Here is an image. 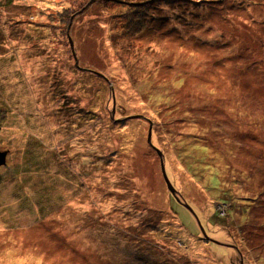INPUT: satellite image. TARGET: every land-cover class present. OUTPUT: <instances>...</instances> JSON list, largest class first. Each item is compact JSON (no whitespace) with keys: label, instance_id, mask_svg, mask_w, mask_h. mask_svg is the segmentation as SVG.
Listing matches in <instances>:
<instances>
[{"label":"rangeland","instance_id":"1","mask_svg":"<svg viewBox=\"0 0 264 264\" xmlns=\"http://www.w3.org/2000/svg\"><path fill=\"white\" fill-rule=\"evenodd\" d=\"M6 149L0 264H264V0H0Z\"/></svg>","mask_w":264,"mask_h":264},{"label":"trees","instance_id":"2","mask_svg":"<svg viewBox=\"0 0 264 264\" xmlns=\"http://www.w3.org/2000/svg\"><path fill=\"white\" fill-rule=\"evenodd\" d=\"M34 25H32V27H33ZM35 27V26H34ZM33 29V28H32ZM39 30H41V29H39ZM73 55H74V58L75 59H77L78 60V58L76 57V52L74 51L73 52ZM76 60V61H77ZM100 75H102L101 73H100ZM205 147H207L208 148V146L207 145H205L204 146V149L202 148L201 150H205L206 148ZM184 149H187V148H184ZM210 150V149H209ZM201 153V152H200ZM202 154V153H201ZM198 155V156H196V159H195V161H197V170H205V171H208V168H206L205 167V164L204 163H207V162H209L207 159H206V157H208V156H202V155ZM210 159H211V162H212V158H211V156H210ZM211 162H210V164H211ZM212 164H214V162H212ZM219 171V172H218ZM213 176H211V177H208L209 178V180L211 181V183H209L208 184V188L209 189H211L212 191L213 190H216V191H218L219 193H218V201H219V205H224V206H228L229 207V212H231L232 214L233 213H235V212H240L242 215H244V216H247L248 214H247V212H248V209H245L244 207H243V205H245V206H247V204L248 203H244L243 201H241L240 199V197L237 195V191H239V190H237V188H233V186L230 184V186L227 184V180H224V178L222 177V174H221V171L220 170H218ZM168 174V173H167ZM195 174V173H194ZM196 175H198V174H196ZM206 177V176H205ZM173 195V194H172ZM173 197L174 198H176L174 195H173ZM181 198V197H180ZM257 198H258V195H254V199H255V201H257ZM183 201H184V198H181ZM177 200V199H176ZM246 200V199H245ZM250 200V196H248V201ZM174 201V200H173ZM247 201V200H246ZM185 202V201H184ZM175 205V208H177V210L179 211V209H178V206H181V205H183V204H181L178 200H177V202H175V203H173V206ZM249 205V204H248ZM184 206V205H183ZM185 207V206H184ZM217 210H218V212H216V214L217 215H219L221 212L220 211H222V210H219L218 208H216ZM180 217H181V219L180 220H182L183 218H182V216H181V213H180ZM225 216H223L222 218H224ZM225 219H226V217H225ZM248 219H250V220H252V217L250 216V215H248ZM253 227H256L255 226V224H253ZM257 230H258V224H257ZM206 235V234H205ZM243 240H244V244H246V239H244L243 238ZM216 241H220V240H217L216 239ZM220 242H227V241H220ZM247 242L249 243L247 246H250V247H252L251 246V244H252V242H251V240L249 241V240H247ZM243 243V242H242ZM228 246V245H227ZM254 247H256L255 245H253ZM253 248V247H252ZM238 250V252L240 253V254H242L241 253V251L239 250V249H237Z\"/></svg>","mask_w":264,"mask_h":264},{"label":"water","instance_id":"3","mask_svg":"<svg viewBox=\"0 0 264 264\" xmlns=\"http://www.w3.org/2000/svg\"><path fill=\"white\" fill-rule=\"evenodd\" d=\"M70 38V42H71V45L74 46V43L72 41V38L69 36ZM152 137V127L150 126V129H149V136H148V141L151 143V138ZM159 152L161 153V156H162V151L159 150ZM9 154V150L6 149V150H0V166L1 165H5L7 163V156ZM162 172H163V176L165 178V181L167 183V186L169 188V190L171 191V193L176 197V199L181 203L183 204L185 207L189 208L192 212H194L200 226L201 225V221L198 217V215L195 213L194 209L187 203V202H184L179 196H178V193L180 194V192L177 190V188L174 186V184L172 183L171 179L169 178L168 174H167V171H166V167H165V163H164V160L162 158ZM202 229V232L204 234H206V231L203 227H201ZM207 235V234H206ZM225 245H228V246H231L232 244H229V243H225ZM241 264H244V260L241 258Z\"/></svg>","mask_w":264,"mask_h":264}]
</instances>
